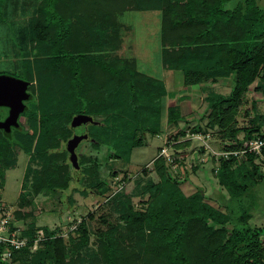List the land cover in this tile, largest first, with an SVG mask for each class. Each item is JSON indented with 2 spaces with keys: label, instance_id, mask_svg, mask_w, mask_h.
<instances>
[{
  "label": "trees",
  "instance_id": "obj_1",
  "mask_svg": "<svg viewBox=\"0 0 264 264\" xmlns=\"http://www.w3.org/2000/svg\"><path fill=\"white\" fill-rule=\"evenodd\" d=\"M148 9L160 10L161 66L180 71L183 85L231 76L227 94L204 98L203 125L178 126L168 135L216 128L229 139L220 149L237 148L253 134L264 136V114L248 126H229L241 94L256 78L253 88L264 93L263 0H40L26 34L35 55L17 71L34 93L24 100L17 127L9 135L0 132V163L12 167L8 160L23 152L39 166L29 183L33 193L42 188L64 192L70 184L64 148L72 134L70 122L85 123L87 138L75 147L78 168H71L80 187L72 190L95 188L104 203L121 206L117 224L97 231L92 249L87 248L90 231L84 216L62 235L59 228L36 226L32 219L26 223L31 211L14 209L13 220L25 223L20 233L29 243L11 248L0 264H264V223H249L257 211L255 192L264 180L253 154L216 161L206 155L213 178L226 192L218 207L206 201L200 187L185 195L178 177L179 171L187 172L185 165L177 160L180 167L171 173L162 157L151 162L153 174L142 185L139 207L120 203L124 188L107 197L117 173L106 164L128 160L146 132L161 130L163 81L137 70L134 60L104 57L105 43L115 32L110 13ZM180 118L176 105L166 108L165 123L174 125ZM238 130H243L239 140ZM261 154L264 159V146ZM69 198L61 202L60 212L78 208ZM37 231L41 239L31 250Z\"/></svg>",
  "mask_w": 264,
  "mask_h": 264
},
{
  "label": "rangeland",
  "instance_id": "obj_2",
  "mask_svg": "<svg viewBox=\"0 0 264 264\" xmlns=\"http://www.w3.org/2000/svg\"><path fill=\"white\" fill-rule=\"evenodd\" d=\"M40 0H0V72L3 74L18 77L19 67L22 61H31L35 55L34 43L27 37V30L32 24L35 16V9ZM264 1V0H263ZM114 19V37H109L104 46V57L109 60L120 58L134 60L137 70L151 77L161 79L165 87V94L161 104V130L158 136L146 132L139 146L133 147L128 160H113L106 164V168L116 171L120 175L128 176L124 192L119 196L120 203L129 202L139 207L138 200L140 191L147 177H152L151 162L156 158L158 148L162 145L164 135L170 134L178 126H190L195 123L201 125L205 122L204 109L206 106L205 97L213 93L227 94L231 86V76L217 78L215 82L183 85L181 73L178 70H165L160 62V10H123L110 13ZM2 18V19H1ZM109 32V29L106 33ZM0 73V74H1ZM258 79L249 85L241 94L239 105L233 112L229 121L230 128L244 127L252 123L256 115L264 114V93L253 87ZM33 83V82H32ZM29 93L34 89L28 87ZM176 105L180 111V118L176 124L165 123L166 108ZM201 115L202 118H201ZM201 118V119H200ZM84 118L79 119L83 121ZM208 143L215 150L220 149L222 141H228V137L220 135L216 128L208 129ZM264 131V124L261 128ZM243 130L235 132V138L240 139ZM225 140H222V139ZM200 141H181L174 148L176 155H183L186 173L179 171L181 179L179 188L187 195L197 187L204 190L206 201L214 207L226 196L225 190L220 187L211 173L212 163L204 160V153L196 150ZM80 145V144H79ZM79 145L76 150H78ZM188 149H194L193 156ZM75 150V153H76ZM6 163H0V201L5 206L22 211H31V216L26 218V223L33 220L36 226H47L48 228H59L58 233L65 235L69 230L72 221H79L85 217L86 225L90 231L89 245L94 247L95 233L117 224L118 211L121 205L104 203L103 196L97 195V190H72V187L79 188L75 181L76 177L72 167H68L66 177L70 180L69 187L64 192L42 188L38 193H33L29 185L34 174V169L39 166L35 162H29L28 155L23 152L15 154L14 159ZM200 162H203V165ZM188 164L194 166L192 171ZM146 166V167H145ZM146 170L142 172V168ZM169 172L174 173L166 165ZM262 167V166H261ZM26 173V177H25ZM108 179V176L106 177ZM79 185V186H78ZM264 180L261 182L253 198L256 212L249 219L251 226H258L264 223ZM94 192L96 194H94ZM19 193L26 195L21 199ZM78 206L74 211L60 212L61 202L66 203V195ZM145 196V195H144ZM145 198V197H144ZM62 199V201H61ZM223 209L222 207H219ZM19 223L22 220L19 219ZM15 223V222H14ZM19 225V224H18ZM70 225V226H69ZM73 227V225L71 226ZM66 239V238H65ZM88 249V250H89ZM86 249H82L84 254ZM89 252V251H88Z\"/></svg>",
  "mask_w": 264,
  "mask_h": 264
},
{
  "label": "built area",
  "instance_id": "obj_3",
  "mask_svg": "<svg viewBox=\"0 0 264 264\" xmlns=\"http://www.w3.org/2000/svg\"><path fill=\"white\" fill-rule=\"evenodd\" d=\"M264 134V131H263ZM158 136V134H156ZM209 137V133L201 132V131H189L185 130L183 134L178 135L177 137H172L164 135L162 140V145L158 148L156 153V157H162L165 161V164L169 166L173 171H177L180 167L179 162L177 160L183 161V155L174 154V146L181 141H196L200 142L198 147H201L204 153L205 160L206 155L212 156L215 161L219 158L227 159L230 156L241 157L243 154L249 153L255 155L254 162L262 166L264 169V159L261 154V149L264 146V136L259 134H253L248 139H241L240 145L234 149H218L215 150L210 144L207 142ZM197 150V149H196ZM190 167L191 164H188ZM128 182V176L123 175H115L112 178V181L109 184V189H107L106 194L107 197H110L114 193L125 188L126 183ZM105 199V198H104ZM13 211L10 206H5L0 201V245L2 248L0 249V258L5 259L9 257L11 248L17 249L21 246H25L29 243L27 237L21 235V231L25 228V223H19L18 221L13 220ZM12 222V227H10V223ZM15 222V223H14ZM19 224V225H18ZM72 226V225H71ZM69 227V229L73 227ZM38 235L31 241L30 248L31 250L35 249L38 242L41 239V232L37 231Z\"/></svg>",
  "mask_w": 264,
  "mask_h": 264
},
{
  "label": "water",
  "instance_id": "obj_4",
  "mask_svg": "<svg viewBox=\"0 0 264 264\" xmlns=\"http://www.w3.org/2000/svg\"><path fill=\"white\" fill-rule=\"evenodd\" d=\"M27 84L28 82L21 78L0 74V107L7 108L6 116L0 120V128L6 135H9L10 125H17L18 115L24 108L23 101L29 98V93L26 91ZM87 121H91V118L88 117ZM70 127L72 134L65 141L64 148L68 153L71 167L77 169L75 147L81 140L87 138L86 124L74 120L70 122Z\"/></svg>",
  "mask_w": 264,
  "mask_h": 264
},
{
  "label": "flooded vegetation",
  "instance_id": "obj_5",
  "mask_svg": "<svg viewBox=\"0 0 264 264\" xmlns=\"http://www.w3.org/2000/svg\"><path fill=\"white\" fill-rule=\"evenodd\" d=\"M1 73V72H0ZM18 78H20V77H18ZM22 79V78H21ZM24 80V79H23ZM26 81V80H25ZM28 82V81H27ZM29 85H30V82H28V84H27V87H26V91H27V89H28V87H29ZM28 92V91H27ZM29 93V92H28ZM30 94V93H29ZM23 102H25V101H23ZM6 114H7V108L6 107H0V120H2L5 116H6ZM20 114V113H19ZM20 118H19V115H18V118H17V121L19 120ZM17 127V125L16 126H12V125H10L9 126V133L14 129V128H16ZM0 132L1 133H4V130L2 129V128H0Z\"/></svg>",
  "mask_w": 264,
  "mask_h": 264
},
{
  "label": "crops",
  "instance_id": "obj_6",
  "mask_svg": "<svg viewBox=\"0 0 264 264\" xmlns=\"http://www.w3.org/2000/svg\"><path fill=\"white\" fill-rule=\"evenodd\" d=\"M187 152H190L193 156L195 155V150L194 149H188V150H186Z\"/></svg>",
  "mask_w": 264,
  "mask_h": 264
}]
</instances>
